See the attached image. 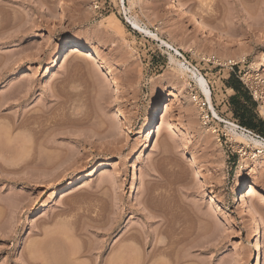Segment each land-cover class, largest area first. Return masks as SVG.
Instances as JSON below:
<instances>
[{
	"label": "rangeland",
	"instance_id": "rangeland-1",
	"mask_svg": "<svg viewBox=\"0 0 264 264\" xmlns=\"http://www.w3.org/2000/svg\"><path fill=\"white\" fill-rule=\"evenodd\" d=\"M131 1L0 0V264H137L160 237L163 253L143 255L147 264L182 255L189 264H264V172L252 197L247 180L235 181L239 169L249 177L264 167V151L225 131L238 125L226 81L233 75L247 91L239 56L264 47V0H163V23L147 0ZM111 15L124 36L93 34L57 63L72 31ZM170 55L199 71L211 109ZM165 83L178 85L177 99L157 121ZM193 95L211 110L210 125ZM261 105L254 112L264 121Z\"/></svg>",
	"mask_w": 264,
	"mask_h": 264
},
{
	"label": "bare ground",
	"instance_id": "bare-ground-1",
	"mask_svg": "<svg viewBox=\"0 0 264 264\" xmlns=\"http://www.w3.org/2000/svg\"><path fill=\"white\" fill-rule=\"evenodd\" d=\"M140 2L141 1L138 0V5ZM147 2L151 6V7L149 6V8L151 10L152 20L158 19V22H160V23H163V21L167 20V17H166L167 15L165 14V12L162 8L163 0H147ZM136 4H137V0H132L130 6L132 7ZM149 13H150V11H149ZM151 17H150V22H152ZM106 19H107V21L105 23H96L93 20L83 30L76 29V30L72 31L68 35V37L65 41L64 49L59 48L57 50V54L59 55V60L57 63L61 62L60 66H65L67 64L69 58L77 55L79 53V50L81 47H86L92 41L93 34H96L97 36L112 35V36H119V37L120 36L122 37V36H124V34H126V31H125L123 24L121 23V21L117 17L111 15L110 17L108 16ZM128 20L134 29L139 30L140 32L146 33L151 38L157 40L161 44L172 49L171 45L166 43L164 40L159 38L157 35L153 34L151 31H148L145 28H141V26L137 23L136 19L131 20L128 18ZM172 50L175 51V53L177 55L180 54L176 49H172ZM169 59H170V63H172L176 66V70H177V73L179 75H181L183 77L189 76L195 82V86L204 95V98H206L207 102H209L210 109H211L212 104H211L210 90L208 88L209 86L207 85V82L202 77V75L199 73V71H195V72L189 71L187 66L185 67L181 62L177 61L172 55H170ZM239 60H240V62H245L248 60V63H246L248 66V73H247L248 74V80L250 81L251 85H253V87L255 88L256 96L258 98L262 99V105L260 106V108H261V111L264 113V47L258 48L256 51H251L248 54H246V53L241 54L239 56ZM25 76H27V75H23V77H25ZM143 80H144L143 76L141 74H138L137 81L142 82ZM154 80L155 79L152 78L150 80V82L152 83V82H154ZM188 85H190V84H188ZM164 86H165V94L166 93L167 94H166V97L164 98V101L162 102V104L159 107V111H158V114L156 117L157 121H165L166 120V117H167V115L171 109L172 104L177 99L176 94H177V91L179 89L178 85L175 83H173V84L165 83ZM60 100H61V98H60ZM56 104H58V102H56ZM117 113H118V111H117ZM152 116L144 117L143 127H144V129H147L148 131L150 130V128H148V127L150 126L151 122L153 121ZM225 131H226V135L232 141H234L235 144H236V140H239L242 143L252 144V146L255 147L259 152L264 151V139H262L261 137L259 138V136L256 137V135L254 136L253 133L238 127L234 123L233 124L231 123V125L227 124ZM212 133H216V130H212ZM160 134L161 133L159 132V135ZM148 135H150V132L148 133ZM215 140H216L215 146L218 150H220L219 152H220V156H221V160L217 164V172L223 173V171H226V169L228 167V164H227L226 160L224 159L226 155H225L224 149H219L221 145H220L219 137L217 135H215ZM157 147L158 146L155 143L153 149H156ZM141 156H142V153L139 154L138 159H140ZM251 156H253V154ZM113 170H115V169H113ZM253 172H255V173H252L251 176L248 177V176H246V174L244 172H242L241 169H239L236 171V178H235L236 184H239V185L243 183L242 181L247 180V182L249 183V190L247 192V195H249L250 197H252L254 195L253 190H254V188H256L258 186V183L262 178L261 175L264 172V167H261L260 169L253 171ZM103 175H104V173L101 174V176H103ZM87 184H88V182L79 183L78 185H76L77 188L73 191L80 190V189L84 188ZM66 192L67 191L62 193L63 194L62 198H65L69 194ZM243 198H244V196L243 197L241 196L242 202H243V204H245V201L243 200ZM163 222H165V220ZM141 238H142V236H141ZM52 241H55V240H52ZM43 244H45V243H43ZM163 244H164L163 238H162V240H161V237H160V239L156 238L154 240V243H153V248H152L153 252H150L151 253L150 255L148 254V256H147L148 258L145 256V254H142L141 258L138 257L139 260H136L138 262L137 264H147V261L149 262V260H146V258L149 259L151 256L155 255V252H157L158 254L163 253L162 252L163 248L161 249V246H160ZM167 247H168V244H167ZM72 251H74V250H72ZM74 254H72V255H74ZM138 255L140 256V254H137V256ZM156 255L154 257H156ZM151 261H150V264H151ZM66 263H67V261H66ZM70 263H67V264H70ZM169 263L170 264H189V260H187L184 257V255H182L180 258L176 257L174 260L170 261Z\"/></svg>",
	"mask_w": 264,
	"mask_h": 264
},
{
	"label": "trees",
	"instance_id": "trees-1",
	"mask_svg": "<svg viewBox=\"0 0 264 264\" xmlns=\"http://www.w3.org/2000/svg\"><path fill=\"white\" fill-rule=\"evenodd\" d=\"M234 80V76L231 75L229 80L226 81L227 86L235 92V95L231 98L230 103L232 106V115L238 125L234 122L233 123L243 129L245 128L247 131L250 130L252 132H257L259 133V136L264 135V121L257 120L254 112L256 103L252 100L247 91L245 89L244 91L243 87L240 86V84H236Z\"/></svg>",
	"mask_w": 264,
	"mask_h": 264
},
{
	"label": "built area",
	"instance_id": "built-area-1",
	"mask_svg": "<svg viewBox=\"0 0 264 264\" xmlns=\"http://www.w3.org/2000/svg\"><path fill=\"white\" fill-rule=\"evenodd\" d=\"M239 79L242 82V84L245 86V88L247 89V91H248L250 97L252 98V100L256 104H258L259 102L262 103V99L261 98H258L256 96L255 88L253 87V85H251V83L248 80V78H246V79L239 78ZM192 99H193V101L195 102V104L198 106V108L200 110L201 119H202L203 124L204 125H210L215 118H214L212 112L207 109L206 103L203 102L202 99L198 95H193V98ZM251 133H253V132H251Z\"/></svg>",
	"mask_w": 264,
	"mask_h": 264
},
{
	"label": "crops",
	"instance_id": "crops-1",
	"mask_svg": "<svg viewBox=\"0 0 264 264\" xmlns=\"http://www.w3.org/2000/svg\"><path fill=\"white\" fill-rule=\"evenodd\" d=\"M257 111V110H256ZM256 113V112H255ZM239 127V126H238ZM240 128H242V127H240ZM243 129V128H242ZM245 129V128H244ZM248 131H250V130H248ZM252 132V131H251ZM255 135V134H254ZM257 136V135H256Z\"/></svg>",
	"mask_w": 264,
	"mask_h": 264
}]
</instances>
